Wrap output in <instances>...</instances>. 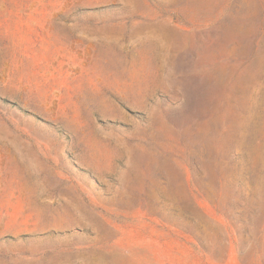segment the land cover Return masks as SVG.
Here are the masks:
<instances>
[{
	"label": "rangeland",
	"instance_id": "rangeland-1",
	"mask_svg": "<svg viewBox=\"0 0 264 264\" xmlns=\"http://www.w3.org/2000/svg\"><path fill=\"white\" fill-rule=\"evenodd\" d=\"M0 264H264V0H0Z\"/></svg>",
	"mask_w": 264,
	"mask_h": 264
}]
</instances>
